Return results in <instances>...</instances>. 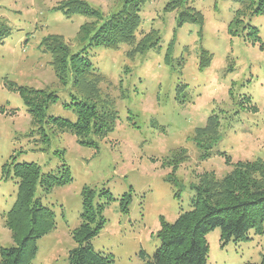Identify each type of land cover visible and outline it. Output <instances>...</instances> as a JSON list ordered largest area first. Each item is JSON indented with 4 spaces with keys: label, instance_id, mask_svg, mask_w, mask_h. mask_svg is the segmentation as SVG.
I'll list each match as a JSON object with an SVG mask.
<instances>
[{
    "label": "rangeland",
    "instance_id": "obj_1",
    "mask_svg": "<svg viewBox=\"0 0 264 264\" xmlns=\"http://www.w3.org/2000/svg\"><path fill=\"white\" fill-rule=\"evenodd\" d=\"M59 1L0 0V17L10 29L0 44V247L13 244L5 214L17 186L11 175L5 178L2 166L14 155L17 162H35L44 172H55L64 161L72 177L68 184L41 192L43 204L54 212L55 227L37 240L33 264H68L85 185L106 188L113 199L103 196L106 222L91 239L93 249L110 260L107 264H142L140 251L152 255L159 245L160 218L173 221L180 211L190 209L194 193L190 185L203 172L213 171L220 178L237 161L264 158V49L259 48L264 43V13L244 18L237 24L238 35L232 36L227 28L237 8L233 0H189L203 14V23L181 26L176 25V11H164L168 0H147L140 8L135 42L154 29L159 36L156 48L132 58L126 53L134 45L88 49L91 62L106 77L101 91L114 99L115 129L96 139L97 148L79 145L72 134L55 130L48 149L41 150L28 136L32 125L26 106L7 82L55 89L58 100L48 106L47 114L75 121L73 107L64 106L70 102V87L58 82L50 56L39 43L47 34H59L76 51L79 26L100 21L53 11ZM84 1L102 18L120 4V0ZM242 23L256 27L259 40L247 38V29L240 32ZM168 48L170 59L165 58ZM201 49L212 54L203 70L198 68ZM211 113L219 116L222 136L211 156L201 161L190 137ZM177 148H185L188 159L175 172L183 185L175 196L178 189L164 179L170 168L163 163ZM59 150H64L62 155L55 153ZM218 152L229 155L228 160ZM124 194L130 195L127 213L120 209ZM206 241L207 264H260L264 256V232L253 229L246 239L223 244L215 228L206 234Z\"/></svg>",
    "mask_w": 264,
    "mask_h": 264
},
{
    "label": "trees",
    "instance_id": "obj_2",
    "mask_svg": "<svg viewBox=\"0 0 264 264\" xmlns=\"http://www.w3.org/2000/svg\"><path fill=\"white\" fill-rule=\"evenodd\" d=\"M147 0H120L119 6L106 17L92 8L84 0H61L52 8L66 16L83 14L98 18L99 22L87 21L79 26L76 34L78 49L72 50L62 35L47 34L39 47L50 56L49 65L61 86L70 87V102L77 119H68L48 115L49 105L58 100L55 89L17 86L7 82L9 89L18 92L31 120L32 128L28 136L41 150L50 144V136L57 130L70 133L79 145L97 148V138L110 134L116 126L118 114L114 99L101 91L100 85L106 82L88 56V49L101 46L116 50L121 44L134 45L126 54L132 58L147 50L156 48L158 33L153 29L137 42L136 32L141 23L140 8ZM189 0H168L164 11L177 12L176 25L184 23H203V14L188 4ZM237 4L233 18L228 25V33L238 35L237 24L264 13V0H233ZM247 38L253 42L259 40L258 29L249 23L241 25ZM10 33L5 20L0 17V44ZM250 36V37H249ZM264 49V43L259 44ZM170 48L166 59H170ZM212 54L201 49L198 68L209 67ZM182 88L186 85L182 84ZM231 90L229 89V92ZM248 101L249 98L247 97ZM220 120L215 113L209 114L202 126L193 129L191 140L198 150V159L203 161L211 156L213 147L221 139ZM64 150L55 151L63 154ZM225 156L229 155L218 152ZM188 159L185 148H177L165 158L164 166L170 168L165 180L174 185L178 195L183 186L175 176L180 163ZM5 178L10 175L17 186L16 198L5 214V223L11 231L13 244L0 247V264H33L37 252V240L55 227L54 212L44 205L41 192H47L55 186L71 182L69 166L62 161L55 172H44L35 162H17L15 156L3 164ZM40 193L37 194V189ZM194 190L190 209L180 211L173 221L160 218L156 236L159 245L152 255L140 251L142 264H207L208 245L206 234L219 228L223 244L229 241L239 242L247 238L249 230L264 232V158L237 161L232 168L218 178L213 171L203 172L198 182L192 183ZM106 188L95 189L83 186L80 191L82 210L79 225L72 231L75 246L69 250L68 264H107L110 260L96 252L91 239L99 234L105 225L103 196L109 197ZM107 199V198H106ZM130 195L120 199L122 212L128 211ZM260 264H264V256Z\"/></svg>",
    "mask_w": 264,
    "mask_h": 264
}]
</instances>
